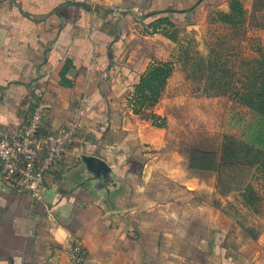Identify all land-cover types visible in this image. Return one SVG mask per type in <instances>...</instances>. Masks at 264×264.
<instances>
[{
  "label": "crops",
  "instance_id": "obj_1",
  "mask_svg": "<svg viewBox=\"0 0 264 264\" xmlns=\"http://www.w3.org/2000/svg\"><path fill=\"white\" fill-rule=\"evenodd\" d=\"M231 1L0 0V136L38 105L76 131L68 169L48 174L40 198L0 177V264H74L72 239L83 264H261L255 239L225 236L206 184L171 159L161 104L134 101L151 67L172 62L181 25L139 22L164 10L207 21Z\"/></svg>",
  "mask_w": 264,
  "mask_h": 264
},
{
  "label": "rangeland",
  "instance_id": "obj_2",
  "mask_svg": "<svg viewBox=\"0 0 264 264\" xmlns=\"http://www.w3.org/2000/svg\"><path fill=\"white\" fill-rule=\"evenodd\" d=\"M242 3L244 15L235 23L211 14L202 22H194L193 14L180 20L172 34L176 75L159 103L171 159L206 184L203 199L223 211L225 236H234L240 247L248 246L246 236L254 238L251 250L264 264V0ZM233 142L250 145L251 153L242 148L244 166L227 173L242 190L223 194L217 173L194 170L189 162L194 150L221 152Z\"/></svg>",
  "mask_w": 264,
  "mask_h": 264
},
{
  "label": "built area",
  "instance_id": "obj_3",
  "mask_svg": "<svg viewBox=\"0 0 264 264\" xmlns=\"http://www.w3.org/2000/svg\"><path fill=\"white\" fill-rule=\"evenodd\" d=\"M75 137L74 129L52 126L47 109L36 106L25 126L0 136L1 179L14 190L40 198L48 174L68 169L67 158ZM69 253L74 264L86 261L87 250L78 239L71 240Z\"/></svg>",
  "mask_w": 264,
  "mask_h": 264
},
{
  "label": "trees",
  "instance_id": "obj_4",
  "mask_svg": "<svg viewBox=\"0 0 264 264\" xmlns=\"http://www.w3.org/2000/svg\"><path fill=\"white\" fill-rule=\"evenodd\" d=\"M198 5L191 9L197 8ZM187 11V10H186ZM185 10H164L155 13L148 14L140 25L148 24L152 26L154 30L160 28L161 25L175 26L171 17H175L178 20L183 18ZM244 15V7L239 0H232L230 2V11L228 13L219 12L218 16L220 20L235 23V18H242ZM174 71V67L171 62H157L151 67L148 73L141 79L140 83L136 86V93L134 96L135 105L143 109L146 106H154L159 103V98L168 84V80ZM237 142L230 143L228 149L218 151H205L194 150L191 152L190 167L194 170H202L208 172L217 173L219 176V187L224 194H230L236 191H240L243 188L240 181H235L236 178L233 175L227 173L229 171H239V168L244 166L243 162H246L244 158L246 148L248 155L251 153V146L245 145L240 147L236 145ZM234 144V145H233ZM256 152V149H254ZM255 163H249L247 167L255 166Z\"/></svg>",
  "mask_w": 264,
  "mask_h": 264
},
{
  "label": "water",
  "instance_id": "obj_5",
  "mask_svg": "<svg viewBox=\"0 0 264 264\" xmlns=\"http://www.w3.org/2000/svg\"><path fill=\"white\" fill-rule=\"evenodd\" d=\"M96 162H98V161H96Z\"/></svg>",
  "mask_w": 264,
  "mask_h": 264
}]
</instances>
